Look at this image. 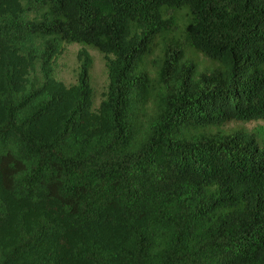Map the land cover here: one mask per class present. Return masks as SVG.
Returning a JSON list of instances; mask_svg holds the SVG:
<instances>
[{"label":"trees","instance_id":"1","mask_svg":"<svg viewBox=\"0 0 264 264\" xmlns=\"http://www.w3.org/2000/svg\"><path fill=\"white\" fill-rule=\"evenodd\" d=\"M257 122L264 0H0V264H264Z\"/></svg>","mask_w":264,"mask_h":264},{"label":"rangeland","instance_id":"2","mask_svg":"<svg viewBox=\"0 0 264 264\" xmlns=\"http://www.w3.org/2000/svg\"><path fill=\"white\" fill-rule=\"evenodd\" d=\"M83 47L80 45L66 46L64 52L56 62V77L66 85H72L76 82V71L78 67L77 55ZM94 60V68L92 71V84L96 93V102H100V95L106 88L107 70L104 57L97 51L87 48ZM257 126H264V122H257L248 125V128L253 129Z\"/></svg>","mask_w":264,"mask_h":264}]
</instances>
